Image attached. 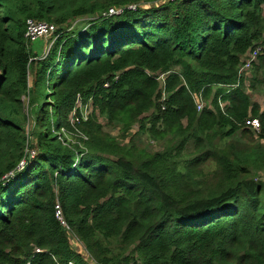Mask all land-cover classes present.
Wrapping results in <instances>:
<instances>
[{
    "label": "trees",
    "instance_id": "1",
    "mask_svg": "<svg viewBox=\"0 0 264 264\" xmlns=\"http://www.w3.org/2000/svg\"><path fill=\"white\" fill-rule=\"evenodd\" d=\"M160 2L0 0V264H264V0Z\"/></svg>",
    "mask_w": 264,
    "mask_h": 264
},
{
    "label": "built area",
    "instance_id": "2",
    "mask_svg": "<svg viewBox=\"0 0 264 264\" xmlns=\"http://www.w3.org/2000/svg\"><path fill=\"white\" fill-rule=\"evenodd\" d=\"M177 1H182V0H161V4H164L165 2H177ZM137 6H129L128 10H136ZM123 13V9L119 8H112L109 10L107 14H105V17H112V16H119ZM57 32V27L51 23L45 22V21H36L34 19H28L26 22V32H25V38L31 42L35 43L39 40L42 39H47L49 37H52L56 34ZM264 54V46H259L257 47L251 54L243 60L242 66L240 68V73H247L249 74L250 69L253 65V63L256 62V60L259 58V56ZM167 77V74H161L158 78L159 81L162 82V85L165 83V79ZM198 111H202L204 108L205 104L203 101H201V96H199L198 100ZM224 104H221V107L224 108ZM89 110V109H85ZM85 111L83 112V118L87 120V114H85ZM246 126L250 127L253 131L259 132L260 130V123L259 120L257 119H249L246 121ZM33 157V155H31ZM25 162H22L21 165H24ZM57 213L56 216L57 218L61 221L62 225L67 227L65 225V222L63 221L62 218V212L60 206L56 207ZM71 264V263H70Z\"/></svg>",
    "mask_w": 264,
    "mask_h": 264
},
{
    "label": "rangeland",
    "instance_id": "3",
    "mask_svg": "<svg viewBox=\"0 0 264 264\" xmlns=\"http://www.w3.org/2000/svg\"><path fill=\"white\" fill-rule=\"evenodd\" d=\"M52 37H49L47 39H42V40H39V41L33 43L32 50L36 51L38 56L44 57L45 54H47L49 49H50V46H51L50 42L52 40ZM263 79H264V74H261V76L259 77V80L263 81ZM250 92H251L250 94L252 96L253 101L258 103V104H260L261 106H264V84H262L261 87H259L258 90L250 91ZM89 113H90L89 110L85 111V114L88 115ZM100 122L104 125L105 132H107V133H109V134H111V135H113L115 137H118L119 139L122 140L121 132H120L119 128H115V127H112V126L108 125L106 120H104V119H100ZM138 127L139 126H135V128H133L131 130V132L127 136L126 142H129L130 140H134V143L139 148H147L151 152L161 151L162 150V146L160 144H156V143L152 142L148 138L147 135H145V134L144 135H136L137 132H138ZM248 140L250 141L251 139H248ZM262 143L264 144V141H262ZM193 152H194L193 151V145H190L188 150H187V152H186L187 153V157L192 156ZM212 169H213V165L205 167V171L206 172H208V171H210ZM258 177H259L260 180H262L264 182V173L263 172L260 173L258 175ZM72 245H73V248L77 252H79L80 254H83L86 259L88 258L87 254L85 253V250H84V248L82 246V243L80 244L79 242L77 243V241L72 240Z\"/></svg>",
    "mask_w": 264,
    "mask_h": 264
}]
</instances>
